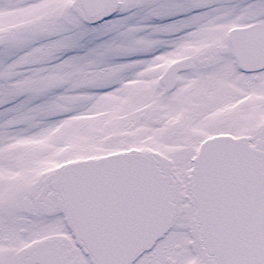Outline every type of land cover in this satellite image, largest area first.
<instances>
[{
	"label": "snow or ice",
	"instance_id": "snow-or-ice-1",
	"mask_svg": "<svg viewBox=\"0 0 264 264\" xmlns=\"http://www.w3.org/2000/svg\"><path fill=\"white\" fill-rule=\"evenodd\" d=\"M32 8L0 30V149L71 123L99 150L0 181V264H264V0H10ZM188 44L206 46L116 128L73 121ZM0 167L20 165L0 151Z\"/></svg>",
	"mask_w": 264,
	"mask_h": 264
},
{
	"label": "rangeland",
	"instance_id": "rangeland-1",
	"mask_svg": "<svg viewBox=\"0 0 264 264\" xmlns=\"http://www.w3.org/2000/svg\"><path fill=\"white\" fill-rule=\"evenodd\" d=\"M10 0H0V30L9 31L15 29L19 26L30 24L34 20L39 18L41 10L38 8H32L26 11L19 10H9ZM160 21H153V23H158ZM239 25H234L237 27ZM100 42L99 39L86 42L83 47L77 50V54H83L88 48L93 47L96 43ZM205 44H188L183 47L180 51H175L162 57H157L158 63H149L142 72L137 75L144 78H131L127 79L123 85V88L118 90L121 94H108L100 97L96 103L95 107H98L99 111H91L76 117H73V121H92L91 125H88L90 131H95L105 127L116 128L120 121L125 119L126 109H132L133 104L136 99L147 93L157 81L159 77L155 79L148 78L152 73L159 72L162 74L165 71V66L168 63L175 61L177 59L187 57V53L198 51L201 47H205ZM102 79H108L115 75V72H100L96 74ZM89 99L88 96H69L67 97V102L73 104L76 101H85ZM247 99V98H245ZM257 100L264 99L260 96L256 97ZM63 107V106H61ZM133 111L135 109H132ZM251 115H256L255 110ZM101 117L105 119L101 120ZM179 119V116L176 117ZM259 120L264 123V114L259 115ZM72 124L57 127L51 132L39 135V136H24L11 144H7L2 152L8 153V159L15 164L20 165L17 170L13 168L8 169L10 175L15 178L20 174L27 180L33 175H36L41 169L46 167L52 168L53 166H61L56 162L55 157L72 151H85L89 148H94L99 150L98 144H93V136L82 135L71 130ZM139 131V130H138ZM125 135L129 133L124 132H112L110 135ZM134 134V133H131ZM68 137V142L59 144V141ZM148 139H151L149 137ZM121 151V150H118ZM156 151V149H152ZM103 155H108L109 153H102ZM74 160L87 159L84 156H75ZM71 162V161H69ZM64 163V162H61ZM48 168V169H49ZM47 173L52 172V170H43Z\"/></svg>",
	"mask_w": 264,
	"mask_h": 264
},
{
	"label": "flooded vegetation",
	"instance_id": "flooded-vegetation-1",
	"mask_svg": "<svg viewBox=\"0 0 264 264\" xmlns=\"http://www.w3.org/2000/svg\"><path fill=\"white\" fill-rule=\"evenodd\" d=\"M186 58L187 57L181 58V59H177L175 61H172V62L168 63L167 66H165L166 67L165 68V71L162 74H160L159 79H161L163 77L164 73L168 72V70L171 69V67H173L175 64L181 62L182 60H184ZM48 168L49 167H46L44 169L45 170H52V171H54L56 168H58V166L55 165L52 168H49V169ZM8 169H10V167H0V181L7 182V183H9L11 185V184H15V183H17L19 181L26 180L21 174L19 176L15 177V178H13L10 175V172L8 171ZM44 169H41V171H39L36 175H44V174H46L47 172L46 171H43Z\"/></svg>",
	"mask_w": 264,
	"mask_h": 264
},
{
	"label": "water",
	"instance_id": "water-1",
	"mask_svg": "<svg viewBox=\"0 0 264 264\" xmlns=\"http://www.w3.org/2000/svg\"><path fill=\"white\" fill-rule=\"evenodd\" d=\"M236 28V27H235ZM180 63V62H179ZM178 64V63H177ZM176 65V64H175ZM172 68V67H171Z\"/></svg>",
	"mask_w": 264,
	"mask_h": 264
}]
</instances>
